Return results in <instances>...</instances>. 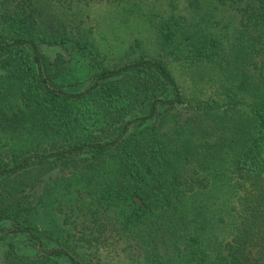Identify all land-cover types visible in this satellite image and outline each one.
<instances>
[{"label": "trees", "instance_id": "1", "mask_svg": "<svg viewBox=\"0 0 264 264\" xmlns=\"http://www.w3.org/2000/svg\"><path fill=\"white\" fill-rule=\"evenodd\" d=\"M36 2L0 0L4 263L102 264L106 243L137 249L154 235L161 252L146 264H264V0H165L160 54L75 60V73L73 56L40 46L85 44L39 27ZM169 60L222 67L218 96L188 98ZM67 163L90 196L92 222L77 236L53 217L60 188L37 183ZM51 240L61 247L45 248Z\"/></svg>", "mask_w": 264, "mask_h": 264}, {"label": "rangeland", "instance_id": "2", "mask_svg": "<svg viewBox=\"0 0 264 264\" xmlns=\"http://www.w3.org/2000/svg\"><path fill=\"white\" fill-rule=\"evenodd\" d=\"M36 3L38 9L35 17L40 23L39 27L47 28V31L57 29L71 37L72 41L76 39L85 44L83 50H79L73 42L68 43L66 48L63 46H40L41 51L50 59L55 58L57 53H63L65 59L69 60L66 61V64H71L70 57L73 56L72 63L74 64L71 67L74 73L77 72L76 67L79 64L76 65L75 60L84 62V60L98 58L104 60L105 63L114 64L138 57L141 52L147 56L160 54L155 24L160 16L165 14L167 9L165 0H124L119 3L91 0L75 3L72 6H63L53 0H37ZM137 41L141 43L140 46L136 44ZM164 58L168 59L172 56H165ZM168 62L171 64L173 75L188 98L207 99L218 96V80L214 81V79L216 75L222 79L223 76L220 74H223V71L219 70L222 67L212 63H190L183 60L172 62L169 60ZM182 108L179 107L180 110ZM181 111L184 112V109ZM196 170L195 164L188 165L189 173L200 174ZM72 171L73 167L68 163L44 167V171H40L42 174H39L37 183L42 188L46 187L47 184L60 188L52 201V208H56L53 217L58 224H61L62 235L77 236L82 230V225H91L92 215L87 207L90 196L86 191H83L82 183L72 178L76 177V175L71 174ZM68 176L69 179L64 180ZM76 178L83 181L85 179L83 175ZM69 181L75 184L70 187ZM66 184L67 190L64 192ZM27 191H29L28 188ZM221 195L222 193H219L218 196ZM220 199H215L213 203V200L210 201L208 203L209 209L212 210L217 207ZM221 201L223 202V200ZM71 204L73 207L69 208ZM105 213L111 212L107 210ZM51 218L52 216L48 215L47 225L54 221ZM148 228V226L144 227L147 230ZM93 231L95 232V230ZM86 232H89V229H86ZM152 236H150L151 242L148 241L137 249L125 245L123 241L117 242L116 245L106 243L100 249L102 264L106 262L109 264H130L136 254L138 258L135 263L146 264L145 260L148 254L160 251V247L155 245L158 240ZM111 239L113 240V238ZM70 240V244H76L75 238L71 237ZM57 245L61 247L54 240L44 243L45 248L48 249ZM4 253V249L0 246V264H5L3 261ZM93 261L96 262V259Z\"/></svg>", "mask_w": 264, "mask_h": 264}]
</instances>
